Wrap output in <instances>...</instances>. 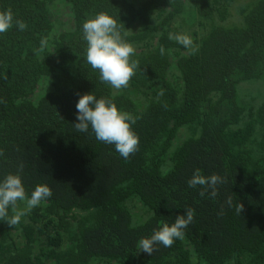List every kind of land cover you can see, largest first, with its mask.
I'll return each mask as SVG.
<instances>
[{
	"label": "trees",
	"instance_id": "obj_1",
	"mask_svg": "<svg viewBox=\"0 0 264 264\" xmlns=\"http://www.w3.org/2000/svg\"><path fill=\"white\" fill-rule=\"evenodd\" d=\"M9 9L27 28L0 34V181L22 164L26 191L52 196L0 221V264H264V90L247 91L264 83V0H0ZM100 12L136 49L121 90L86 60L82 25ZM85 93L139 117L128 160L75 130ZM196 169L224 178L215 199L188 186ZM187 208L184 239L138 252Z\"/></svg>",
	"mask_w": 264,
	"mask_h": 264
},
{
	"label": "clouds",
	"instance_id": "obj_2",
	"mask_svg": "<svg viewBox=\"0 0 264 264\" xmlns=\"http://www.w3.org/2000/svg\"><path fill=\"white\" fill-rule=\"evenodd\" d=\"M14 24L20 31L27 28L25 22L14 19L10 9L0 11V34L8 32ZM82 38L87 44V63L92 69L99 71V79L116 90L127 88L139 67V62L131 59L136 49L123 39L117 19L106 12L88 18L82 25ZM168 38L195 51L194 41L187 34L170 33ZM46 45L47 41L42 39L39 50L43 51ZM164 51L161 47L162 55ZM76 109L78 122L74 123V127L77 132L87 133L91 128L96 140L114 145L115 150L125 160L139 150L140 138L132 127L139 119L138 116L120 111L110 99L97 98L93 93L81 95ZM0 155L3 153L0 152ZM22 171L21 164L16 173H9L0 181V221H5L10 227L18 225L23 217L52 196V189L47 184H38L29 194L20 175ZM187 183L190 188L199 186L201 197L208 195L215 199L219 194L217 186L225 183V180L217 174L205 176L200 169H196ZM20 202L23 203V208L18 206ZM226 203L229 207L232 206L231 197ZM243 209L242 203L236 205L237 214H241ZM219 214H223V209ZM193 221L194 210L187 208L185 214L176 216L173 223H164L158 230H154L150 237L141 238L137 243L138 252L152 255L158 244L171 247L176 240L184 239L185 229Z\"/></svg>",
	"mask_w": 264,
	"mask_h": 264
},
{
	"label": "rangeland",
	"instance_id": "obj_3",
	"mask_svg": "<svg viewBox=\"0 0 264 264\" xmlns=\"http://www.w3.org/2000/svg\"><path fill=\"white\" fill-rule=\"evenodd\" d=\"M260 89L264 90V83H259L257 87H251L247 91H252V93L254 94L255 91H259Z\"/></svg>",
	"mask_w": 264,
	"mask_h": 264
},
{
	"label": "flooded vegetation",
	"instance_id": "obj_4",
	"mask_svg": "<svg viewBox=\"0 0 264 264\" xmlns=\"http://www.w3.org/2000/svg\"><path fill=\"white\" fill-rule=\"evenodd\" d=\"M65 16H64V13L61 12L59 15H58V20L60 21L61 19H63ZM64 24V23H63Z\"/></svg>",
	"mask_w": 264,
	"mask_h": 264
}]
</instances>
